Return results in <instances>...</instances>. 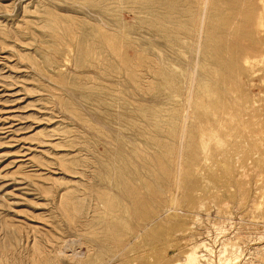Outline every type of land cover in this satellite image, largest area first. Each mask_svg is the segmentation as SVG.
<instances>
[{"label": "rangeland", "instance_id": "rangeland-1", "mask_svg": "<svg viewBox=\"0 0 264 264\" xmlns=\"http://www.w3.org/2000/svg\"><path fill=\"white\" fill-rule=\"evenodd\" d=\"M261 2L0 0V264H149L123 249L157 229L159 264L199 242L256 263Z\"/></svg>", "mask_w": 264, "mask_h": 264}, {"label": "bare ground", "instance_id": "bare-ground-1", "mask_svg": "<svg viewBox=\"0 0 264 264\" xmlns=\"http://www.w3.org/2000/svg\"><path fill=\"white\" fill-rule=\"evenodd\" d=\"M260 2H261V0H260ZM262 2H263V4H262ZM262 2H261V4H262V6L263 7H260L261 8V10H260V12L261 11H263V12H261L260 13V15L261 14H263V16H264V0H262ZM262 8H263V10H262ZM259 18H258V25H259ZM256 23H254L253 25H255ZM260 23H262V20H261V22ZM256 24V25H257ZM261 25V24H260ZM258 27V26H257ZM260 27V26H259ZM255 28H256V26H255ZM248 30H249V28H248ZM262 31V30H261ZM251 32V31H250ZM193 33V32H192ZM260 33V32H259ZM262 33V32H261ZM200 37V36H199ZM257 37V36H256ZM200 39V38H199ZM199 39H198V41H199ZM256 42V41H255ZM191 43V42H190ZM249 43H251V41H249ZM239 44V43H238ZM197 45V44H196ZM256 45L258 46V44L256 43ZM227 46V45H226ZM259 47V46H258ZM198 48V47H197ZM251 48V47H250ZM199 49V48H198ZM261 49H262V46H261ZM198 51V50H197ZM196 51V52H197ZM236 51V50H235ZM253 53V52H252ZM255 53V52H254ZM258 53H260L259 51H258ZM243 54V53H242ZM261 54V53H260ZM263 56V54H261V57ZM226 57H227V55H226ZM243 57V56H242ZM246 57V56H245ZM244 57V59H246ZM255 57V56H254ZM253 57V58H254ZM241 58V57H240ZM250 58V57H249ZM256 58V57H255ZM243 59V60H244ZM242 60V61H243ZM246 60H248V59H246ZM256 60V59H255ZM260 60L262 61V58H260ZM264 60V59H263ZM121 61V60H120ZM256 61H258V60H256ZM256 61H255V63H256ZM247 62V61H246ZM249 62V61H248ZM264 62V61H263ZM242 63H245V61L244 62H242ZM254 63V62H253ZM254 63V64H255ZM260 64L262 63V62H259ZM239 64V63H238ZM227 65V64H226ZM225 65V66H226ZM248 65H250V63L248 64ZM262 65H264V63L262 64ZM231 66V65H230ZM238 66V65H237ZM245 66V65H244ZM252 67V66H251ZM250 67V68H251ZM236 69V68H235ZM239 69V68H238ZM225 70V69H224ZM227 70V69H226ZM247 70V69H246ZM215 73V72H214ZM208 75V74H207ZM229 75V74H228ZM232 75V74H231ZM192 76V75H191ZM238 76V75H237ZM191 80H193V79H191ZM205 80V79H204ZM225 80V79H224ZM232 80V79H231ZM230 83V82H229ZM204 84V83H203ZM207 86V85H206ZM230 86V85H229ZM228 86V87H229ZM234 86V85H233ZM203 87V86H202ZM236 89V88H235ZM240 90V89H239ZM231 91V90H230ZM215 92V91H214ZM225 92V91H224ZM236 93V92H235ZM232 94V93H231ZM238 94V93H237ZM234 96V95H233ZM168 101V100H167ZM233 101V100H232ZM235 102V101H234ZM253 103V102H252ZM174 105V104H173ZM186 105V104H185ZM235 105V104H234ZM223 106V105H222ZM239 108V107H238ZM241 108H244V107H241ZM255 109V108H254ZM188 110V109H187ZM251 110V109H250ZM256 113V112H255ZM240 114V113H239ZM253 114V113H252ZM256 115V114H255ZM201 116V115H200ZM257 116V115H256ZM196 116H194V118H195ZM263 117V116H262ZM252 118V117H251ZM258 118V117H257ZM217 119V118H216ZM247 119V118H246ZM241 120V119H240ZM244 120V119H243ZM260 122V121H259ZM258 122V123H259ZM228 123V122H227ZM249 123V122H248ZM217 125V124H216ZM233 125V124H232ZM244 125V124H243ZM228 126V125H227ZM248 129H249V127H247ZM235 130V129H234ZM245 130H246V128H245ZM214 131V130H213ZM217 131V130H216ZM250 131V130H249ZM208 132H209V130H208ZM233 132V131H232ZM218 133V132H217ZM210 134V133H209ZM219 134V133H218ZM237 133L235 132V135H236ZM264 134V133H263ZM221 135V134H220ZM226 135V134H225ZM247 135V134H246ZM255 135V134H254ZM199 136V135H198ZM259 136V135H258ZM257 136V137H258ZM264 136V135H263ZM209 137V136H208ZM237 137V136H236ZM245 137V136H244ZM229 138V137H228ZM245 138H247V137H245ZM251 138V137H250ZM222 139V138H221ZM248 139V138H247ZM208 141H210V139L208 140ZM221 142H222V140H221ZM233 142V141H232ZM247 142V141H246ZM196 143V142H195ZM208 143V142H207ZM211 143V142H210ZM234 143V142H233ZM255 143V142H254ZM209 145V144H208ZM207 148V147H206ZM245 150V149H244ZM258 150V149H257ZM247 151V150H246ZM246 151H245V154H246ZM215 152V151H214ZM260 152V151H259ZM264 152V151H263ZM250 153V152H249ZM228 154V153H227ZM204 155V154H203ZM228 156H230L229 154H228ZM245 156V155H244ZM191 157H193V156H191ZM226 157V156H225ZM238 157V156H237ZM260 157V156H259ZM177 158V157H176ZM198 158V157H197ZM250 160V159H249ZM198 161V160H197ZM215 161V160H214ZM216 163V162H215ZM189 165V164H188ZM210 165V164H209ZM237 165V164H236ZM260 167V166H259ZM261 167H263V166H261ZM178 168V167H177ZM181 168V167H180ZM197 168V167H196ZM241 168V167H240ZM189 170V169H188ZM203 170V169H202ZM205 170V169H204ZM242 170V169H241ZM178 172V171H177ZM187 172V171H186ZM196 172V171H195ZM226 173V172H225ZM243 174V173H242ZM195 175V174H194ZM232 175V174H231ZM172 179V178H171ZM174 179H175V177H174ZM238 179V178H237ZM170 181V180H169ZM180 181V180H179ZM187 181V180H186ZM190 181V180H189ZM192 181V180H191ZM173 182V181H172ZM196 182V181H195ZM168 184H169V182H168ZM177 184V183H176ZM220 184V183H219ZM180 185V184H179ZM188 185V184H187ZM176 186V185H175ZM161 187V186H160ZM191 187H193V186H191ZM245 187V186H244ZM150 188V187H149ZM181 188H183V187H181ZM223 188H225V187H223ZM239 188V187H238ZM263 188V187H262ZM171 189V188H170ZM180 189V188H179ZM220 189V188H219ZM242 189V188H241ZM147 190V189H146ZM195 190V189H194ZM158 191V190H157ZM162 191V190H161ZM197 191V190H196ZM211 191V190H210ZM184 192V191H183ZM237 192H238V190H237ZM261 192H263V191H261ZM199 193V192H198ZM167 194V193H166ZM262 194V193H261ZM151 195V194H150ZM184 195V194H183ZM187 196H189V195H187ZM208 196V195H207ZM123 197V196H122ZM132 197V196H131ZM130 197V198H131ZM150 197V196H149ZM154 197V196H153ZM179 197V196H178ZM203 197V196H202ZM187 198V197H186ZM190 198V197H189ZM206 198V197H205ZM232 198V197H231ZM261 198V197H260ZM136 199V198H135ZM138 199V198H137ZM163 199V198H162ZM182 199H184V198H182ZM202 199V198H201ZM204 199V198H203ZM208 199V198H207ZM241 199H242V197H241ZM248 199V198H247ZM152 200V199H151ZM165 200V199H164ZM181 200V199H180ZM219 200V199H218ZM179 201V200H178ZM255 201V200H254ZM123 202V201H122ZM165 202V201H164ZM190 202V201H189ZM241 202V201H240ZM259 202V201H258ZM258 202H255V203H258ZM155 203V202H154ZM179 203V202H178ZM198 203V202H197ZM202 203V202H201ZM135 205V204H134ZM133 205V206H134ZM147 206H148V204H146ZM188 205V204H187ZM193 205V204H192ZM202 205V204H201ZM220 205V204H219ZM218 205V206H219ZM237 205H239V204H237ZM257 205V204H256ZM165 206V205H164ZM197 206V205H196ZM226 206V205H225ZM151 207V206H150ZM153 207H154V205H153ZM193 207V206H192ZM198 207V206H197ZM206 207V206H205ZM253 207H254V205H253ZM134 208V207H133ZM210 208V207H209ZM223 208V207H222ZM257 208V207H256ZM259 208V207H258ZM257 208V209H258ZM119 209V208H118ZM185 209V208H184ZM194 209H195V207H194ZM199 210V209H198ZM220 210H222V209H220ZM220 210H218V211H220ZM247 210V209H246ZM248 211V210H247ZM154 212V211H153ZM177 212V211H176ZM179 212H181V211H179ZM195 212V211H194ZM198 212V211H197ZM128 213H129V211H128ZM134 213V212H133ZM106 214V213H105ZM131 214V213H130ZM168 214V213H167ZM166 214V215H167ZM205 214H207V213H205ZM204 214V215H205ZM132 216V218L134 219V220H142V222H143V220H145V219H149L151 222H152V220L154 219L152 216H154V214L153 215H151V217L149 216H144L142 213H141V210L138 212H136V213H134V214H131ZM135 215V216H134ZM156 216V215H155ZM166 217V216H165ZM164 217V218H165ZM183 217V216H182ZM185 217V216H184ZM241 217V216H240ZM188 218V217H187ZM163 219V218H162ZM185 219V218H184ZM194 219V218H193ZM169 221H170V219H168ZM107 221V220H106ZM176 221V220H175ZM195 221L197 222L198 221V219H195ZM201 221V220H200ZM145 222H146V220H145ZM166 222V221H165ZM195 222V223H196ZM128 223V222H127ZM138 223V222H137ZM136 223V224H137ZM141 223V222H140ZM154 224H155V222H153ZM199 223V222H198ZM230 223V222H229ZM167 224V223H166ZM206 224V223H205ZM215 224V223H214ZM223 224V223H222ZM152 225V224H151ZM158 225V224H157ZM161 225V224H160ZM180 225V224H179ZM208 225V224H207ZM230 225V224H229ZM233 225V224H232ZM156 226V225H155ZM224 226V225H223ZM129 227V226H128ZM127 227V228H128ZM137 227H138V225H137ZM170 227V226H169ZM175 227V226H174ZM219 227V226H218ZM234 227V226H233ZM236 227V226H235ZM152 228V227H151ZM158 228H159V226H158ZM168 228V227H167ZM178 228V227H177ZM222 228V227H221ZM131 229V228H130ZM129 229V230H130ZM186 230H184L183 231V235H186V234H188V233H186V232H189L190 230H192L193 229V224H192V226L190 225L189 226V228H185ZM196 229V228H195ZM132 230V229H131ZM134 230H136L135 228H134ZM153 230V229H152ZM156 230V229H155ZM159 229H157V231H152L153 232V234H154V237L151 239L150 238V240L148 241V240H146L147 241V243H146V245L144 244V246H145V248L142 246V250H139V249H141V248H139V247H136V248H139L138 249V251H135L134 249H127L126 247H124V249H123V256L126 258V260L128 259H130L129 260V262L131 263V262H135V260L136 259H138V258H140V257H142V256H145V257H143L144 259L146 258V259H148L149 261H151L152 263H150L149 261H148V263L149 264H159L156 260H155V258H157L156 257V252L159 250V249H161L160 247H161V245H163L164 246V243H163V241H167V239L164 237V239L165 240H163V235H164V233H165V231L167 230H164L163 231V229L161 230V231H158ZM169 230V229H168ZM219 230V229H218ZM133 231V230H132ZM137 231V230H136ZM193 231V230H192ZM208 231V230H207ZM240 231V230H239ZM238 231V232H239ZM118 232V231H117ZM167 232V231H166ZM181 232H182V229H181ZM262 232V231H261ZM168 233H170V231L168 232ZM173 233H175V232H173ZM191 233V232H190ZM220 233V232H219ZM131 234V233H130ZM152 234V233H151ZM178 234H180V233H178ZM202 234V233H201ZM223 234V233H222ZM260 234V233H259ZM166 235H168V234H166ZM165 235V236H166ZM175 235H176V233H175ZM182 235V234H181ZM182 235V236H183ZM131 236V235H130ZM219 236V235H218ZM236 236V235H235ZM133 237V236H132ZM148 237V236H147ZM171 236H169L168 235V239L170 238ZM175 237V236H174ZM174 237H172V238H174ZM189 237H190V235H189ZM232 237V236H231ZM138 239L139 237H138V235H137V233H136V235H134V237H133V239ZM180 238V237H179ZM188 238V237H187ZM186 238V239H187ZM219 238V237H218ZM249 238V237H248ZM130 239V238H129ZM144 239H145V237H144ZM147 239V238H146ZM149 239V238H148ZM171 239V238H170ZM182 239L183 238H181V241H182ZM214 239V238H213ZM229 239V238H228ZM261 239H262V237H261ZM216 240V239H215ZM259 240V239H258ZM114 241V240H113ZM144 241V240H143ZM142 241V242H143ZM189 241V240H188ZM188 241L186 242V243H188ZM224 241V240H223ZM118 242V241H117ZM127 242V241H126ZM135 242V241H134ZM171 242L172 241H169V243L171 244ZM174 242V241H173ZM172 242V243H173ZM184 242V241H183ZM191 242V241H190ZM244 242V241H243ZM133 243V242H132ZM169 243H168V245H169ZM176 243V242H175ZM178 243V242H177ZM229 243V242H228ZM126 244V243H125ZM134 244V243H133ZM183 244V243H182ZM190 244V243H189ZM114 245V244H113ZM129 245V244H128ZM127 245V246H128ZM166 245V244H165ZM174 245H176V244H174ZM221 245V244H220ZM126 246V245H125ZM135 246V245H134ZM123 247V246H122ZM208 247V246H207ZM207 247H206V244H205V242H199V243H196V244H190V246L188 247V251L185 253V256H183V261H182V263L181 262H174L173 264H212V261H209V259H208V255H209V253H208V255L207 254H203V253H201V250H204L205 252H207L208 250H207ZM221 247H224V246H221ZM244 247V246H243ZM115 248V247H114ZM129 248H131V247H129ZM144 248V249H143ZM180 248V247H179ZM178 248V249H179ZM127 249V250H126ZM170 249V248H169ZM98 250V249H97ZM223 250H224V248H223ZM182 251V250H181ZM214 251V250H213ZM225 251V250H224ZM237 251H239V250H237ZM237 251L235 252V253H237ZM264 251V246H261V247H252L251 249H250V252H249V255H250V258L251 259H253L255 262V264H257L258 262H257V259L258 258H261V257H263L262 255H261V253H264L263 252ZM116 252H117V250H116ZM161 252V251H160ZM133 253V254H132ZM163 253V252H162ZM184 253V252H183ZM211 253V252H210ZM220 253V252H219ZM223 253V254H222ZM220 255L218 254V256H220V257H218L219 259H218V261L219 262H221V264H234V263H237L238 262V258H235V257H232V256H230V255H228V256H225L224 255V253L225 252H222ZM231 253V252H230ZM117 254V253H116ZM122 254V253H121ZM130 254H132L133 256H132V258H129V256H130ZM129 255V256H128ZM158 255V254H157ZM258 256H261V257H258ZM242 257V256H241ZM114 258V257H113ZM116 258V257H115ZM120 258V257H119ZM143 259V260H144ZM178 259V258H177ZM212 259V258H211ZM263 259V258H262ZM259 260H261V259H259ZM1 261V260H0ZM5 261V260H4ZM217 261V260H216ZM245 261V260H244ZM248 261V260H247ZM263 261H264V259H263ZM127 262V261H126ZM168 262V261H167ZM1 263V262H0ZM5 263V262H4ZM128 263V262H127ZM162 263V262H161ZM166 263V262H165ZM164 263V264H165ZM169 263V262H168ZM245 263V262H244ZM243 263V264H244ZM260 263V262H259ZM261 263H262V261H261ZM264 263V262H263ZM139 264V263H138ZM241 264V263H240Z\"/></svg>", "mask_w": 264, "mask_h": 264}]
</instances>
